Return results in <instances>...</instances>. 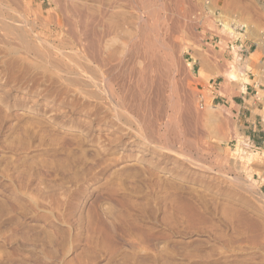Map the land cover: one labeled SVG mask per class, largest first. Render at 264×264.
Segmentation results:
<instances>
[{"label": "rangeland", "instance_id": "obj_1", "mask_svg": "<svg viewBox=\"0 0 264 264\" xmlns=\"http://www.w3.org/2000/svg\"><path fill=\"white\" fill-rule=\"evenodd\" d=\"M42 1L0 0V264H264V149L242 137L228 110L211 104L189 64L209 31L226 41L247 38L260 67L237 60L213 78L235 96L250 74L264 93V0ZM71 6L98 10L96 20L107 12L124 29L114 33L119 44L130 35L132 44L157 45L165 66L159 86L141 87L142 97L133 77L130 91L138 96L128 92L116 113L91 95L96 89L78 80L83 46ZM19 36L51 52L47 61Z\"/></svg>", "mask_w": 264, "mask_h": 264}, {"label": "bare ground", "instance_id": "obj_2", "mask_svg": "<svg viewBox=\"0 0 264 264\" xmlns=\"http://www.w3.org/2000/svg\"><path fill=\"white\" fill-rule=\"evenodd\" d=\"M83 1V0H82ZM81 1V2H82ZM98 1V0H97ZM74 2V1H73ZM95 2V1H94ZM104 2V1H103ZM113 2H116V1H113ZM118 2V1H117ZM83 3V2H82ZM105 3V2H104ZM81 4V3H80ZM86 4V3H85ZM89 4V3H88ZM93 4V3H92ZM12 5V4H11ZM76 5H78V4H76ZM84 5V4H83ZM82 5V6H83ZM91 5V4H90ZM107 5V4H106ZM58 6V5H57ZM105 5H103V7H104ZM119 6H121V5H119ZM17 7V6H16ZM75 7V6H74ZM77 7V6H76ZM81 7V6H80ZM84 7V6H83ZM82 7V8H83ZM111 7V6H110ZM118 7V6H117ZM2 8H3V6H2ZM78 8H79V6H78ZM102 8V7H101ZM60 9V8H59ZM68 9H72L71 11L74 13V15H75V17H76V22L75 21H73L74 23H77V24H75V25H80V27H81V30H80V36H78V43H80L83 47V49H82V53L81 52H79L78 51V53H81V54H83V61H81L82 62V66L80 67L82 70L80 71V72H83L82 73V75L80 74V78L78 79L79 80V82H80V80L82 79V83H80V84H83V87H85V88H89L90 87V91H92V88H95L96 90L94 91V92H92V94H91V92L89 93V94H91V95H93L96 99H99V102H102V100H106V103H107V100L109 101V103L108 104H110L111 106L110 107H113L114 109H112V110H115V113L117 112V110H120L119 108H118V105L120 106V104H118V103H122L121 105H124L123 104V102H127V99L129 98L128 97V92L130 93L131 91H130V89H131V86H130V84H132V82L133 81H131L132 79H133V77H135L136 78V82L138 83V85H136L137 86V89L138 90H140L138 93H140V95L143 97V90H142V88L141 87H143V89H145L146 87H144V86H153L154 85V83H156L157 81H159L160 82V80H157L156 78L159 76V74H161L160 72V69L161 68H163V67H165L164 66V58H163V56H162V54H161V52H160V48H158L157 47V45H148L147 44V41L145 42V44H140V43H137V44H134V42H133V44L131 43V41L129 40L130 39V37H129V39H127L126 40V38H128V36H130V35H126L127 34V32L124 34V35H126L127 37H125V41H123V43L121 44H119L117 41H119V40H117L116 41V38H114L113 36H115L114 35V33H116V31L117 30H119V28H120V30H122V31H124V29L123 28H121L122 27V25H120V23H116L115 21H113L112 19H113V17H112V19H110V18H107V16H106V14H107V12L106 13H102V10H101V12H99V16H100V18H101V20L99 19V20H96V18H95V16H94V13H96L97 14V12H98V10H97V12H94L93 13V11L91 12V10L89 11L88 9V11L86 10H80L81 8H79V9H77V8H72V6H71V8H68ZM84 9V8H83ZM1 5H0V13H2L1 12ZM12 10V9H11ZM20 10V9H19ZM62 10V9H61ZM7 11V10H6ZM13 11H14V9H13ZM63 11H64V8H63ZM104 11V10H103ZM116 11V10H115ZM126 11V10H125ZM4 12H5V10H4ZM3 12V13H4ZM10 12V11H9ZM8 12V13H9ZM12 12V11H11ZM65 12H66V9H65ZM72 12H70V14L72 13ZM109 12V11H108ZM128 12V11H127ZM72 13V14H73ZM15 14V13H14ZM14 14H12V16L14 15ZM65 14V13H64ZM95 14V15H96ZM8 15H10V14H7V17H8ZM16 15V14H15ZM67 15H68V13H67ZM109 15V14H108ZM56 16H58V15H56ZM64 16V15H63ZM0 17H2V15H0ZM4 17V16H3ZM19 17V16H18ZM61 17V16H60ZM66 17V16H65ZM222 17V16H221ZM6 18V17H5ZM14 18V17H13ZM13 18H11L12 20H13ZM125 18H127L126 16H125ZM119 19V18H118ZM123 19V18H122ZM8 20H10V19H8ZM68 20V19H67ZM14 21V20H13ZM24 21V20H23ZM59 21V20H58ZM9 22V21H8ZM15 22V21H14ZM17 22V21H16ZM64 22H65V20H64ZM142 22V21H141ZM36 23V22H35ZM59 23H61V22H59ZM66 23H68V22H66ZM70 23V24H69ZM68 23V25H69V27H72L71 26V22H69ZM242 23V22H241ZM1 24H4V21H3V23H1ZM6 24H7V22H6ZM12 24V23H11ZM11 24H8L9 26H5V24L3 25V26H5V30H6V27H9V28H12V29H14L13 28V25H12V27H10V25ZM123 24V23H122ZM232 24V23H231ZM236 24H237V22H236ZM127 25H128V23H127ZM18 26V25H17ZM16 26V27H17ZM65 26V25H64ZM125 26V25H124ZM123 26V27H124ZM138 26V25H137ZM231 26V25H230ZM230 26L229 25H227V23H226V27H227V29H230ZM243 26H245L246 28H247V33H250L251 32V28H250V26L249 25H247V24H243ZM1 27V26H0ZM15 27V26H14ZM15 27V28H16ZM25 27V26H24ZM66 27V26H65ZM76 26H74V28H75ZM127 27V26H126ZM1 28H3V27H1ZM19 28V27H18ZM61 28V27H60ZM63 28V27H62ZM4 29H3V31H4ZM26 31H27V29L26 28H24ZM68 29V28H67ZM77 27H76V32H78L77 31ZM80 29V28H79ZM148 29V28H147ZM234 29V28H233ZM30 30H31V28H30ZM63 30V29H62ZM69 30V29H68ZM73 30V29H72ZM119 30V31H120ZM133 30V29H132ZM226 30V29H225ZM7 31H8V29H7ZM15 32H16V30H14ZM20 31V30H19ZM64 31V30H63ZM70 31V30H69ZM129 31V30H128ZM9 32V31H8ZM12 32V31H11ZM21 32V31H20ZM29 32V31H28ZM27 32V33H28ZM73 32V31H72ZM75 32V31H74ZM73 32V34H72V36L76 33H74ZM63 33V32H62ZM69 33V34H70ZM3 34V33H2ZM5 34H7V32L5 33ZM13 34H15V33H13ZM12 34V35H13ZM16 34L17 35H19L17 32H16ZM21 35H23V37H25V33L24 34H22V33H20ZM29 34H30V32H29ZM78 34H76V35H78ZM121 34V33H120ZM119 34V35H120ZM122 34H123V32H122ZM11 35V36H12ZM36 35V34H35ZM35 35H34V38H35ZM134 35V34H133ZM1 36V35H0ZM3 36V35H2ZM6 36V35H5ZM8 36V35H7ZM28 36V35H27ZM39 36V35H38ZM62 36H63V34H62ZM72 36H70V37H72ZM118 36V35H117ZM13 38H14V36H12ZM23 37H21V36H19V38H20V40L21 41H23L24 43L22 44V45H24L25 46V48L26 49H28V51L29 52H32L31 50H34V52L35 53H33V54H36V55H38L39 56V59L40 58H42L43 59V57L45 58L46 56H49V54L51 53H49L48 55H47V53H45V50L44 51H42V47L40 48V47H38V46H36L35 47V45H37L36 44V42L35 41H37L38 42V44H40L39 43V39H36V40H34L33 42H35V45L33 46V44L31 45L29 42L30 41H26ZM31 37V36H30ZM29 37V38H30ZM42 37V36H41ZM75 36H73V38H74ZM139 37V36H138ZM6 38H8V37H6ZM10 38V37H9ZM8 38V39H9ZM12 38V39H13ZM15 38L16 39H14V40H12L11 38V40L12 41H14L15 42V40L17 41V38H18V36L16 37L15 36ZM45 38V37H44ZM122 38H120V39H122ZM132 38V37H131ZM251 38V37H250ZM3 40V38L1 37L0 38V40ZM7 39V40H8ZM31 39V38H30ZM29 39V40H30ZM41 39V38H40ZM61 39H62V37H61ZM60 39V40H61ZM1 40V41H2ZM19 40V39H18ZM28 40V39H27ZM32 40V39H31ZM42 40V39H41ZM40 40V41H41ZM44 40V39H43ZM59 40V41H60ZM0 41V42H1ZM4 41V40H3ZM21 41H19L20 43H21ZM74 41H75V39H74ZM259 41H260V39H259ZM5 42V41H4ZM7 42V41H6ZM13 42V43H14ZM32 42V41H31ZM49 42V41H48ZM64 42V41H63ZM72 40H71V44H72ZM122 42V41H121ZM139 42V41H138ZM8 43V42H7ZM16 43V42H15ZM20 43H18V44H20ZM41 43H42V41H41ZM44 43H45V41H44ZM60 43V42H59ZM11 44H12V42H11ZM52 44V43H51ZM64 44V43H63ZM70 44V45H71ZM15 45V44H14ZM14 45H12V46H14ZM66 45H68V44H66ZM65 45V46H66ZM81 45H79V46H81ZM15 46H17V44L15 45ZM43 46V45H42ZM51 46V45H50ZM50 46H48L49 48H50ZM73 46H75V44L73 43ZM78 46V47H79ZM20 48L22 47L21 45L19 46ZM18 47V48H19ZM45 47V46H44ZM53 47H54V45H53ZM63 47V46H62ZM67 48H68V46H66ZM160 47V46H159ZM186 47H187V45H186ZM25 48H24V50H23V47H22V50L23 51H25ZM47 48V47H46ZM55 48V47H54ZM58 48V47H57ZM66 48V49H67ZM70 48V47H69ZM73 48V47H72ZM72 48H70L71 50H72ZM75 48V47H74ZM120 50H119V49ZM172 48V47H171ZM43 49H45V48H43ZM78 49H80V47L78 48ZM59 50V49H58ZM62 50V49H61ZM61 50H60V53H61ZM28 51H27V53H28ZM47 51H51V48H50V50H47ZM55 51V50H54ZM63 51V50H62ZM65 51V50H64ZM63 51V52H64ZM75 51H76V48H75ZM22 52V51H21ZM26 52V51H25ZM59 52V51H58ZM174 52H175V50H174ZM54 52H52V54H53ZM71 54H72V52H70ZM75 53V52H74ZM77 53V54H78ZM59 54V53H58ZM58 54H55V55H58ZM76 54V53H75ZM264 54V53H263ZM60 55V54H59ZM63 55V54H62ZM64 55H65V53H64ZM67 55V54H66ZM260 54H259V52H257V53H254V54H252V57L254 58V59H258L260 56H259ZM37 56V57H38ZM52 56V55H51ZM61 56V55H60ZM75 56V55H74ZM36 57V59H38ZM56 57H58V56H56ZM67 57H68V55H67ZM66 57V58H67ZM78 57V56H77ZM81 57V56H80ZM70 58V57H69ZM69 58H67V60H70ZM79 58V57H78ZM47 59H48V57H47ZM49 59H50V57H49ZM54 59V58H53ZM53 59L51 60V65H52V67H54V66H56L57 68L58 67H60V69L62 70V68H61V66H62V64H64L63 63V59H64V57H63V59H62V56H61V58H58V59H60L61 61H62V64L60 63V61H53ZM45 60H46V58H45ZM260 60V59H259ZM40 61V60H39ZM47 61V60H46ZM70 61H74V60H70ZM67 62V61H66ZM65 62V63H66ZM79 62H80V60H79ZM78 61H76L75 63L77 64V63H79ZM80 62V63H81ZM49 63V62H48ZM71 63V62H70ZM74 63V62H73ZM79 63V64H80ZM66 64H68V62L66 63ZM65 64V65H66ZM137 64L139 65V67H137ZM73 64H70L69 65V67H66L67 69L68 68H70L71 66H72ZM81 65V64H80ZM80 65H78V66H80ZM203 65V64H202ZM17 66V65H16ZM64 66V65H63ZM67 66V65H66ZM76 66V65H75ZM74 66V67H75ZM77 66V67H78ZM204 66V65H203ZM206 66V65H205ZM204 66V67H205ZM51 67V66H50ZM49 67V68H50ZM56 67H55V69H56ZM76 67V68H77ZM208 67V66H207ZM36 68V67H35ZM165 69H167V68H165ZM205 69V68H204ZM45 70V69H44ZM51 70V69H50ZM60 70V71H61ZM63 70H64V68H63ZM70 70V69H69ZM68 70V71H69ZM74 70V69H73ZM76 70H78V69H76ZM55 72H58V71H56V70H54ZM70 71H72V70H70ZM63 72H65V75L67 74L66 73V71H63ZM75 73H76V71H74ZM80 72H78V73H80ZM59 73V72H58ZM61 73V72H60ZM69 73H72V72H69ZM75 73H74V75H75ZM63 74V73H62ZM89 74L91 75H97L98 76V78L97 79H93L92 77H96V76H89ZM70 75V77H71V74H69ZM73 75V74H72ZM78 75V74H77ZM227 75H228V78L230 79V80H232V81H235V72H233V71H230V72H228L227 73ZM250 75V74H249ZM162 76L164 77V75L162 74ZM174 76V75H173ZM69 77V76H68ZM69 77V78H70ZM79 76H76V78H78ZM75 78V79H76ZM68 79V78H67ZM72 80H73V77L71 78ZM71 79L70 80H68L69 82L71 81ZM159 79H161V77L159 76ZM247 79V78H246ZM135 80V79H134ZM77 81V80H76ZM75 81V82H76ZM162 81H163V79H162ZM74 82V81H73ZM72 82V83H73ZM74 82V83H75ZM78 83V82H77ZM135 83V82H134ZM161 83H163V82H161ZM71 84V83H70ZM112 84H115L114 86H117L116 84H119L118 86H119V90L122 92V94H123V92H124V95H123V98L120 100L119 99V96L117 97V89H115V87L112 85ZM157 84V83H156ZM74 85H76V86H78L79 84H74ZM158 86H159V83L157 84ZM163 85V84H162ZM82 86V85H81ZM117 86V87H118ZM156 86V85H155ZM154 86V88L156 89V87ZM133 87H134V85H133ZM141 88V89H140ZM151 88V87H150ZM154 88H152L153 90H154ZM158 88V87H157ZM161 88V87H160ZM162 89H163V87H162ZM89 90V89H88ZM148 90H149V88H148ZM159 90V89H158ZM134 91V90H133ZM132 91V92H133ZM142 91V92H141ZM154 91H157V90H154ZM132 92H131V95H132ZM147 91H145L144 93H146ZM137 93V94H138ZM155 93V92H154ZM160 93H162V92H160ZM160 93H158L159 94V96H160ZM88 94V95H89ZM119 95H120V92H119ZM133 95H134V92H133ZM136 95V94H135ZM135 95H134V97H135ZM147 95V94H146ZM162 95V94H161ZM121 96V95H120ZM136 96H138V95H136ZM154 96V95H153ZM158 96V95H157ZM158 96V97H159ZM91 97V96H90ZM145 97V96H144ZM155 97V96H154ZM130 98H132V97H130ZM146 98V97H145ZM160 98L162 99V97L160 96ZM133 99V98H132ZM139 99H141V98H139ZM148 99V98H147ZM155 98H153L152 100H154ZM118 100H120V102H118ZM129 100V99H128ZM143 100V99H142ZM142 100H141V102H142ZM144 101V100H143ZM149 102H150V104H152V102L150 101V100H148ZM157 101V100H156ZM156 101H153V106L155 105L154 103L156 102ZM160 101V100H159ZM134 102H136L135 100H134ZM145 102H147V101H145ZM163 102H164V100H163ZM105 103V102H104ZM103 103V104H104ZM128 103H130V102H128ZM148 103V102H147ZM158 103V101L156 102V104ZM107 104V105H108ZM127 104V103H126ZM131 104H132V102H131ZM142 104V103H141ZM144 105H145V103H143ZM143 104H142V108H143ZM149 104V105H150ZM159 104H162V102L161 103H158L157 104V106L159 105ZM133 105V104H132ZM140 105V104H139ZM126 106V105H125ZM124 106V107H125ZM131 106V105H130ZM129 106V107H130ZM137 107H138V105H136ZM151 106V105H150ZM160 106V105H159ZM158 106V107H159ZM122 107V106H121ZM148 107V105L146 106V108ZM152 107V106H151ZM150 107V108H151ZM209 107V110H208V108H207V110L208 111H212V112H214L215 110H216V108L215 107H213V106H208ZM126 108V107H125ZM131 108V107H130ZM145 108V109H146ZM149 108V109H150ZM160 108V107H159ZM163 108V107H162ZM111 109V108H110ZM144 109V110H145ZM148 109V110H149ZM96 110V109H95ZM206 110V109H205ZM130 111V110H129ZM146 111H147V109H146ZM161 111V110H160ZM135 112V111H134ZM132 113V112H131ZM148 113V112H147ZM153 113V112H152ZM159 113V112H158ZM161 113H163V112H161ZM126 114V113H125ZM164 114V113H163ZM184 114V113H183ZM209 114V113H208ZM127 115V114H126ZM141 115V114H140ZM148 115V114H147ZM159 115V114H158ZM205 115H206V113H205ZM115 116H117V115H115ZM130 117H131V115H129ZM211 116V115H210ZM118 117V116H117ZM147 117V116H146ZM185 117V116H184ZM192 117V116H191ZM120 118V117H119ZM118 118V119H119ZM141 118V117H140ZM149 118H151V117H149ZM149 118H146V119H149ZM187 118V117H186ZM135 119V118H134ZM145 119V118H144ZM184 119V118H183ZM150 120V119H149ZM185 120V119H184ZM187 120V119H186ZM189 120H190V118H189ZM136 121V120H135ZM139 121V120H138ZM144 121H145V123H144ZM143 121V123L144 124H146V120H144ZM148 121V120H147ZM212 121V120H211ZM215 121V120H214ZM148 122H150V121H148ZM153 122V121H152ZM151 122V123H152ZM185 123V122H184ZM188 123V122H187ZM150 124V123H149ZM190 124H192V123H190ZM141 125V124H140ZM146 125H148V123L146 124ZM153 125V124H152ZM151 126V125H150ZM185 126V125H184ZM146 127V126H145ZM152 127V126H151ZM141 128V127H140ZM149 129V128H148ZM186 129V128H185ZM189 129H190V127H189ZM188 129V130H189ZM187 130V129H186ZM142 131V130H141ZM154 131H155V124H154ZM199 132V131H198ZM151 133V131H149V134ZM153 133V132H152ZM188 133V132H187ZM192 133H193V131H192ZM201 133V132H200ZM181 134V133H180ZM199 134V133H198ZM150 135H153V134H150ZM188 135H189V133H188ZM193 135V134H192ZM201 135V134H200ZM201 137V136H200ZM199 137V138H200ZM152 138H154V136L152 137ZM202 138H203V136H202ZM145 140V139H144ZM147 141H149V143H147L148 145H152L154 148H156V151H157V149H158V151H161V152H164V151H166V152H168V153H171L172 152V150H170V149H168V148H164V147H161V146H157V144L156 145H154L150 140H147ZM146 144V145H147ZM148 148V147H147ZM149 148H151V146L149 147ZM193 148V147H192ZM149 150V149H148ZM197 150V149H196ZM154 151V150H153ZM147 152V151H146ZM174 153H176V152H174ZM173 152L171 153V154H174ZM163 154H165V153H163ZM180 154V153H179ZM177 155V154H176ZM178 156V155H177ZM183 159V158H182ZM192 160V159H191ZM186 161V160H185ZM190 161V160H189ZM160 162V161H159ZM165 162V161H164ZM197 164V163H196ZM199 164V163H198ZM193 165V163L191 164V166ZM200 165H202V164H200ZM194 167L196 166H198V165H193ZM203 166V165H202ZM201 167V166H200ZM199 167V168H200ZM207 169V168H206ZM209 169V168H208ZM215 173V172H214Z\"/></svg>", "mask_w": 264, "mask_h": 264}, {"label": "crops", "instance_id": "obj_3", "mask_svg": "<svg viewBox=\"0 0 264 264\" xmlns=\"http://www.w3.org/2000/svg\"><path fill=\"white\" fill-rule=\"evenodd\" d=\"M41 3L44 1L41 0ZM257 52V45L247 38L226 41L222 34L216 35L209 31L205 34L200 50L191 54L189 64L199 80L198 89L207 90L213 96L211 104L228 110L242 125V137L248 139L253 148L264 149V93L260 91V87L257 90L258 87L248 75V81L242 83L241 93L231 96L232 87L229 89L224 82L218 84L213 78L214 73L227 72L228 64L237 60L245 67L259 68L260 60L254 62L250 59ZM259 96L261 99L256 100Z\"/></svg>", "mask_w": 264, "mask_h": 264}, {"label": "built area", "instance_id": "obj_4", "mask_svg": "<svg viewBox=\"0 0 264 264\" xmlns=\"http://www.w3.org/2000/svg\"><path fill=\"white\" fill-rule=\"evenodd\" d=\"M231 26H234L235 30H237V31H243L244 30V26L237 27L235 24H231Z\"/></svg>", "mask_w": 264, "mask_h": 264}]
</instances>
